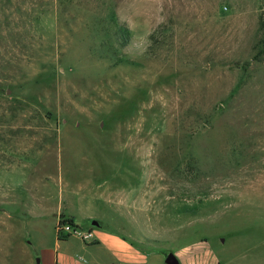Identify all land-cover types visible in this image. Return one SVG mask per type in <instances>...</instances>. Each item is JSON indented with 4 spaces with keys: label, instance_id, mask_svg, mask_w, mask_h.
Here are the masks:
<instances>
[{
    "label": "rangeland",
    "instance_id": "1",
    "mask_svg": "<svg viewBox=\"0 0 264 264\" xmlns=\"http://www.w3.org/2000/svg\"><path fill=\"white\" fill-rule=\"evenodd\" d=\"M0 186V264L37 199L165 259L264 264V0H0Z\"/></svg>",
    "mask_w": 264,
    "mask_h": 264
},
{
    "label": "crops",
    "instance_id": "2",
    "mask_svg": "<svg viewBox=\"0 0 264 264\" xmlns=\"http://www.w3.org/2000/svg\"><path fill=\"white\" fill-rule=\"evenodd\" d=\"M8 193L0 186V206L13 202L20 207L21 202L17 196ZM47 208L44 200H36L33 207V217L36 218L33 228L37 234L28 237L30 241L24 237L16 241V250L20 254L18 264H36V258H39L41 264H167L165 256L152 252V246L137 244L131 237L120 232L92 230L93 243H85L79 236H69L61 240L57 233L61 216H73L63 213L61 206L58 207L57 213ZM50 214H57V221L53 223V226H56L55 232L52 228L51 234L49 230L44 231V217ZM28 246H31L33 251H30Z\"/></svg>",
    "mask_w": 264,
    "mask_h": 264
},
{
    "label": "built area",
    "instance_id": "3",
    "mask_svg": "<svg viewBox=\"0 0 264 264\" xmlns=\"http://www.w3.org/2000/svg\"><path fill=\"white\" fill-rule=\"evenodd\" d=\"M57 233L61 237L79 236L83 242L92 243L94 239L93 231H84L75 225H71L60 219L57 226Z\"/></svg>",
    "mask_w": 264,
    "mask_h": 264
},
{
    "label": "water",
    "instance_id": "4",
    "mask_svg": "<svg viewBox=\"0 0 264 264\" xmlns=\"http://www.w3.org/2000/svg\"><path fill=\"white\" fill-rule=\"evenodd\" d=\"M9 93H10V91L8 92V94ZM219 108L222 109V106L220 105ZM92 224H93V226H96V227H98L100 225L99 222H97V221H93ZM166 263L167 264H181L179 259L172 253L167 256ZM37 264H41L40 260H37Z\"/></svg>",
    "mask_w": 264,
    "mask_h": 264
},
{
    "label": "trees",
    "instance_id": "5",
    "mask_svg": "<svg viewBox=\"0 0 264 264\" xmlns=\"http://www.w3.org/2000/svg\"><path fill=\"white\" fill-rule=\"evenodd\" d=\"M126 36H128V34H126ZM151 37H152V38L155 37L154 34H153ZM61 219H62L63 221H65V222L71 224V225H75V223H74V219H73V218L65 217V216H61ZM58 236H59V235H58ZM67 238H68V237H61V236H59V239H61V240H65V239H67Z\"/></svg>",
    "mask_w": 264,
    "mask_h": 264
},
{
    "label": "flooded vegetation",
    "instance_id": "6",
    "mask_svg": "<svg viewBox=\"0 0 264 264\" xmlns=\"http://www.w3.org/2000/svg\"><path fill=\"white\" fill-rule=\"evenodd\" d=\"M180 263L183 264V262H181V260H180Z\"/></svg>",
    "mask_w": 264,
    "mask_h": 264
}]
</instances>
